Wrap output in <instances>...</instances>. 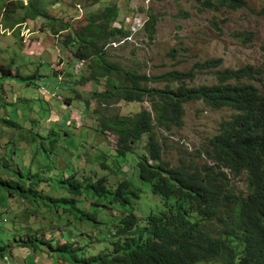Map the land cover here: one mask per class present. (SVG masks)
Segmentation results:
<instances>
[{"label": "trees", "instance_id": "obj_1", "mask_svg": "<svg viewBox=\"0 0 264 264\" xmlns=\"http://www.w3.org/2000/svg\"><path fill=\"white\" fill-rule=\"evenodd\" d=\"M0 1L4 27L12 32L19 34L16 25L37 17L47 20L54 35L69 31L60 44L74 47L77 60H88L96 100L150 103L137 112L100 117L95 128L110 140L109 153L118 158L135 151V143L144 138L135 167L126 166L121 158L108 163L103 153L102 161L94 164L105 171L102 176L78 170L74 163L66 172L64 164L57 166L58 172L46 174L56 154L55 139L41 150L42 135L31 131L21 139L25 146L34 145L27 160L21 158L19 164L5 156L6 149L0 150V259L28 248L34 257L45 252V257L54 256L61 264L59 256L74 264H264V67L217 69L220 59H206L186 71L141 73L107 56L105 43L129 34L122 22L112 26L118 16L115 4L71 26L64 17L48 16L43 0ZM82 1L100 5V0ZM196 1L202 9L214 11L246 5V0ZM57 22L63 25L55 28ZM154 24L149 17L143 28L152 29ZM0 69L5 66L0 64ZM201 73L212 74L214 81L192 84ZM192 100L212 109L227 108L230 115L198 152L202 162L183 157L169 163L157 128L171 132L181 127L183 104ZM0 125L15 126L8 117H0ZM239 176L245 179L244 191L232 182ZM156 197L155 210L147 213L144 206ZM38 208L48 213V224L38 219ZM105 211L112 218L103 235L99 212ZM4 213L8 219H3ZM62 215L64 223L59 220ZM32 225L38 228L32 230ZM95 243L102 247L91 251Z\"/></svg>", "mask_w": 264, "mask_h": 264}, {"label": "rangeland", "instance_id": "obj_2", "mask_svg": "<svg viewBox=\"0 0 264 264\" xmlns=\"http://www.w3.org/2000/svg\"><path fill=\"white\" fill-rule=\"evenodd\" d=\"M245 3L237 10L214 11L202 9L196 0H100V5L95 6L92 5L96 3L91 1L43 0L48 16L64 17L71 26H77L87 14L115 4L118 16L112 26H120L119 22H122L129 28V34L125 38L112 37L105 43L109 60L154 75L173 69L186 71L194 62L206 59H220L217 69L247 64L264 67V0H246ZM0 4L2 8L1 1ZM133 15L140 24L149 17L154 18V27L139 29L131 21ZM46 22L41 17L27 20L24 26H18L22 31L18 34L4 27L0 10V64L5 66L4 70L0 69V117H8L15 124L14 129L0 125V150L6 149L5 156L16 158L19 164L21 158L27 160L34 145L25 146L21 139L25 132L31 135V131L42 135L41 150L43 146L51 145L49 139H55L52 142L56 152L54 164L47 168L46 174L58 172V167L64 164L62 171L66 172L74 163L78 170L102 176L105 171L94 164L102 161L100 155L103 153L108 156L104 159L108 163H117L121 158L126 166L135 167L138 153L143 152L144 138L135 143V151L118 158L109 153L110 140L95 128L100 117L112 119L115 114L149 108L150 103L147 100L143 103L96 100L93 93L96 81L88 77L92 73L88 60H77L73 56L74 47L61 46L60 41L69 31L54 35ZM59 23L55 28L63 25ZM82 75L85 79L79 77ZM213 81L212 74L201 73L192 84ZM152 85L163 87L164 83ZM183 106L181 127L173 128L171 132L157 128L163 157L172 164L183 157L200 163L203 157L198 156V152L207 147L208 139L217 132L219 122L229 117L230 111L224 107L209 108L200 100L186 102ZM4 133L6 135L1 139ZM109 137L114 139L112 135ZM131 174L134 177L136 171L133 169ZM232 182L245 190L244 177H235ZM135 183L139 184L136 179ZM157 203L158 198L146 204V212L151 208L155 210ZM137 207L138 204L135 213L139 215ZM37 210L38 219L48 224V213L42 208ZM4 218L8 219L9 215L4 213ZM100 218L105 235L112 215L107 211L99 212ZM59 220L64 223V216ZM2 223L1 218L0 225ZM31 227L32 230L38 228L37 225ZM32 230L28 229L30 233ZM101 247L102 244L95 243L91 251ZM31 253L28 248L15 249L12 257L0 259V264H61L54 256L45 257V252H38L35 257ZM59 257L64 260L62 264H74Z\"/></svg>", "mask_w": 264, "mask_h": 264}, {"label": "clouds", "instance_id": "obj_3", "mask_svg": "<svg viewBox=\"0 0 264 264\" xmlns=\"http://www.w3.org/2000/svg\"><path fill=\"white\" fill-rule=\"evenodd\" d=\"M2 10V12L4 11V8L3 9H1ZM4 13V12H3ZM132 20V22H133V24H135L138 28H142L143 29V23H144V20H143V22L140 24V21H137V20H135V18H134V15H133V18L131 19ZM26 22H23V23H20V24H18L17 26H24V24H25ZM1 31V30H0ZM20 33H22V31H21V29H20ZM23 37V36H22ZM24 39V38H23Z\"/></svg>", "mask_w": 264, "mask_h": 264}]
</instances>
